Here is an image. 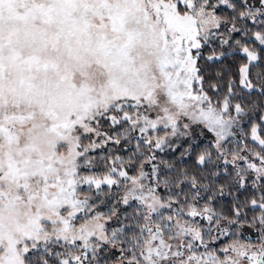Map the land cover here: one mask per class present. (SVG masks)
<instances>
[{
	"label": "snow or ice",
	"instance_id": "obj_1",
	"mask_svg": "<svg viewBox=\"0 0 264 264\" xmlns=\"http://www.w3.org/2000/svg\"><path fill=\"white\" fill-rule=\"evenodd\" d=\"M0 264H264V0H0Z\"/></svg>",
	"mask_w": 264,
	"mask_h": 264
}]
</instances>
